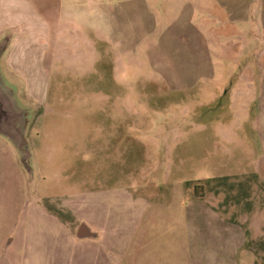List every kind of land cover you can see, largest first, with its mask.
I'll use <instances>...</instances> for the list:
<instances>
[{"label":"rangeland","instance_id":"1","mask_svg":"<svg viewBox=\"0 0 264 264\" xmlns=\"http://www.w3.org/2000/svg\"><path fill=\"white\" fill-rule=\"evenodd\" d=\"M29 2L60 31L31 38L43 71L4 65L32 153L0 137L6 257L114 264L149 237L139 264H264V181L226 176L249 138L264 169V0Z\"/></svg>","mask_w":264,"mask_h":264},{"label":"crops","instance_id":"2","mask_svg":"<svg viewBox=\"0 0 264 264\" xmlns=\"http://www.w3.org/2000/svg\"><path fill=\"white\" fill-rule=\"evenodd\" d=\"M42 14L39 13V11L32 5L29 0H0V39L8 32L13 33V37L11 40L10 47L8 48V51L6 52L4 56V60L2 61L3 68L5 69L6 62L8 60V64L11 65H21L22 62L25 64L31 63L38 67L40 71L44 70V63H45V44H39L36 40H31L37 36L38 39H45V41L48 38H53L54 34L57 33V30H53L52 27L49 24V21L42 18ZM45 17V16H44ZM37 18H40L41 20H38ZM30 21L33 25L32 27V36L31 33L28 31L27 27L25 26V23ZM31 28V27H30ZM60 31V30H58ZM22 35V37L20 36ZM72 39H75L77 36V33L71 34ZM19 38V41L17 39ZM15 48V49H14ZM8 56V57H7ZM95 62V61H94ZM93 62V63H94ZM14 68V71L21 70V68L12 66ZM2 140L0 139V147L2 146ZM247 145L245 146V151L243 155V159L241 164L239 165L237 170H232L231 174L226 176H233V175H244L247 173H255L257 174L263 181H264V169L261 164V150L258 147L257 143L253 138H249L247 140ZM3 149V148H2ZM7 149V156L10 159H15V155L12 151H10V147L6 145ZM13 154L12 156H10ZM0 153H3V151L0 150ZM12 162V161H11ZM15 164V163H13ZM9 175V173H4L3 170H0V184L3 183L4 178L6 175ZM87 222V221H85ZM88 223V222H87ZM89 224V223H88ZM90 225V224H89ZM91 226V225H90ZM92 227V226H91ZM94 229V227H92ZM78 229V227H77ZM77 229L74 232V236L76 238ZM97 233L96 237L93 238H83L77 240H99L101 239V233L94 229ZM141 235V234H140ZM9 236H2L0 234V264H37V257L34 255L29 256L28 258H24L22 256L23 249L20 250V253L17 252L13 253L17 256L16 259L10 260L8 259L7 252H8V245L14 241V238L9 240L7 243V239ZM138 237V238H137ZM142 240L141 237L135 236L133 239ZM120 237H117L115 234L113 235L114 242H119ZM136 239V240H137ZM146 239V238H145ZM26 240V239H24ZM117 240V241H116ZM128 240H132L131 237H128ZM150 242V239L145 240V243L143 246L140 245V248L137 250H134L131 246L132 244H128V247L125 250H122L120 248L113 249L115 255H118V258L114 260V264H139L138 262L141 261V259L147 256L148 247L147 243ZM24 245V243H22ZM10 247V246H9ZM137 253L139 255L140 259H134L133 256H137ZM136 254V255H135ZM20 255V257H19ZM104 258L103 261L98 263L104 264Z\"/></svg>","mask_w":264,"mask_h":264},{"label":"water","instance_id":"3","mask_svg":"<svg viewBox=\"0 0 264 264\" xmlns=\"http://www.w3.org/2000/svg\"><path fill=\"white\" fill-rule=\"evenodd\" d=\"M13 33H6L0 39V137L8 140L22 161L28 162L32 153L27 138V111L16 97L13 87L6 81L2 57L11 44ZM19 157V156H18ZM96 231L85 221L77 229L76 238L96 237Z\"/></svg>","mask_w":264,"mask_h":264},{"label":"trees","instance_id":"4","mask_svg":"<svg viewBox=\"0 0 264 264\" xmlns=\"http://www.w3.org/2000/svg\"><path fill=\"white\" fill-rule=\"evenodd\" d=\"M255 176H257V174H254Z\"/></svg>","mask_w":264,"mask_h":264}]
</instances>
